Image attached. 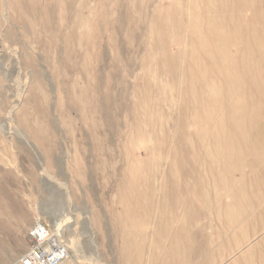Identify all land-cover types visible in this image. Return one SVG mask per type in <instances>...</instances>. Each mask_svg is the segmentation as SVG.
Here are the masks:
<instances>
[{
    "label": "rangeland",
    "instance_id": "374dc122",
    "mask_svg": "<svg viewBox=\"0 0 264 264\" xmlns=\"http://www.w3.org/2000/svg\"><path fill=\"white\" fill-rule=\"evenodd\" d=\"M38 219L64 264H264V0H0V264Z\"/></svg>",
    "mask_w": 264,
    "mask_h": 264
},
{
    "label": "built area",
    "instance_id": "2783aa9c",
    "mask_svg": "<svg viewBox=\"0 0 264 264\" xmlns=\"http://www.w3.org/2000/svg\"><path fill=\"white\" fill-rule=\"evenodd\" d=\"M70 246L59 229L38 219L28 235V249L19 264H64L69 260Z\"/></svg>",
    "mask_w": 264,
    "mask_h": 264
},
{
    "label": "bare ground",
    "instance_id": "6f19581e",
    "mask_svg": "<svg viewBox=\"0 0 264 264\" xmlns=\"http://www.w3.org/2000/svg\"><path fill=\"white\" fill-rule=\"evenodd\" d=\"M57 226L60 225V223L58 224L57 222L55 223ZM62 229V228H61ZM88 235V234H87Z\"/></svg>",
    "mask_w": 264,
    "mask_h": 264
}]
</instances>
